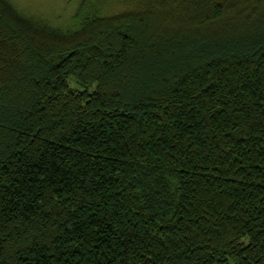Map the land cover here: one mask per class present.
Listing matches in <instances>:
<instances>
[{
  "label": "trees",
  "instance_id": "16d2710c",
  "mask_svg": "<svg viewBox=\"0 0 264 264\" xmlns=\"http://www.w3.org/2000/svg\"><path fill=\"white\" fill-rule=\"evenodd\" d=\"M130 2L0 0V264H264V0Z\"/></svg>",
  "mask_w": 264,
  "mask_h": 264
},
{
  "label": "rangeland",
  "instance_id": "374dc122",
  "mask_svg": "<svg viewBox=\"0 0 264 264\" xmlns=\"http://www.w3.org/2000/svg\"><path fill=\"white\" fill-rule=\"evenodd\" d=\"M18 9L33 17L45 20L54 26L67 27L71 23V17L79 7L82 0H10ZM131 0H94L101 9L111 11L122 10L130 7ZM130 2V3H129ZM69 82L72 87L77 85L76 78Z\"/></svg>",
  "mask_w": 264,
  "mask_h": 264
}]
</instances>
